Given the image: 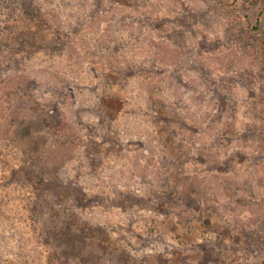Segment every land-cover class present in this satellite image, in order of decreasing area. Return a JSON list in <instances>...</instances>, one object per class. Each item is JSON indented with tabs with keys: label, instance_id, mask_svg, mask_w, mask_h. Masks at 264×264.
I'll return each mask as SVG.
<instances>
[{
	"label": "rangeland",
	"instance_id": "374dc122",
	"mask_svg": "<svg viewBox=\"0 0 264 264\" xmlns=\"http://www.w3.org/2000/svg\"><path fill=\"white\" fill-rule=\"evenodd\" d=\"M72 219L99 264H264V0H0V264Z\"/></svg>",
	"mask_w": 264,
	"mask_h": 264
},
{
	"label": "trees",
	"instance_id": "16d2710c",
	"mask_svg": "<svg viewBox=\"0 0 264 264\" xmlns=\"http://www.w3.org/2000/svg\"><path fill=\"white\" fill-rule=\"evenodd\" d=\"M57 126L59 125L50 124L49 128L53 132H56L58 128ZM21 130L25 135H28L30 132V126L23 125ZM59 148L60 145L57 143V147L52 148V150L57 151ZM164 186H170L168 180L167 182L165 181ZM173 194L177 197H184V194L177 191L170 194L166 193L169 197ZM84 225H77L72 219L67 221L66 226H62L58 231L57 229L55 230L56 235H58V241L63 244L66 243V245L60 246V248L59 245H56L54 249L56 258L60 260L61 264H65L69 256H71L72 258L70 259L75 260L76 263L82 259L89 260L88 264H99L104 257L106 258V254H110V250L107 249V246L103 245L102 242L98 240L96 229L90 223H85ZM82 250H85V252H82ZM85 255L87 258L83 257ZM114 258L116 259V263L119 262V264H128L131 262L130 253L128 251H124ZM201 263L205 264L203 261Z\"/></svg>",
	"mask_w": 264,
	"mask_h": 264
}]
</instances>
